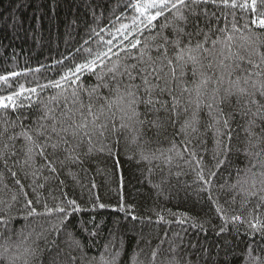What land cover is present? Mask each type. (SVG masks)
I'll use <instances>...</instances> for the list:
<instances>
[{"label":"trees","instance_id":"trees-1","mask_svg":"<svg viewBox=\"0 0 264 264\" xmlns=\"http://www.w3.org/2000/svg\"><path fill=\"white\" fill-rule=\"evenodd\" d=\"M138 2L0 0V77L6 78L0 79V97L20 92L22 87L36 88L35 93L23 91L18 98V103L27 105L30 97L32 108L9 110L8 119L15 121L19 114L27 115L29 119L24 123L31 126L41 114L40 102L64 90L71 92L76 85L69 81L76 79L72 75L76 66L96 59L97 53L112 49L107 57L97 60L96 73H107L117 60L114 53H119L123 61L128 41L118 29L138 17L132 7ZM200 7L207 8L213 30L224 27L225 16L231 22L233 11L240 24L245 22L241 17L246 14L240 9L212 3ZM173 20V13L166 11L154 21L156 28L151 34ZM200 27L207 30L203 16ZM163 34L171 37V27ZM128 35L131 39L132 34ZM149 35L145 29L139 39L143 41ZM109 40L111 45L107 44ZM128 51L136 54V49ZM241 54L246 55L243 50ZM252 59L258 62L259 56ZM244 69H251L246 60L232 79L244 77ZM66 75L69 81L62 79ZM78 75L84 88L98 83L89 71ZM188 79L191 87V72ZM56 81L63 87H53ZM224 86H228L227 81ZM106 91L101 89L102 93ZM160 99L171 100L166 93ZM235 100L233 97L234 106ZM183 103L179 116L164 108L147 111L145 105H140L145 121L142 125L106 134L95 141L88 155L83 154L87 151L83 147L77 163L66 160L67 153L62 150L53 154L51 148L45 159L37 147L25 164L23 137L15 141L0 137V198L7 201L0 203V221H6L0 223V256L6 257L0 264H9L12 257H21L15 264H23L26 248L37 250L34 264H68L69 253L77 257L73 264H259L264 260V233L249 227V222L256 219L264 222V201L240 191L237 184L248 166L243 152L247 144L246 118L237 112L231 121V151L225 152L228 141L222 138L224 144H217V136L207 127V109L200 113L199 132L185 135L181 131L189 115L183 111ZM5 126V117L0 114V129ZM20 131L19 121L15 128L9 127L10 134ZM6 143L15 147L5 149ZM218 159L224 160L219 167ZM50 161L54 162L51 166L55 172L49 171ZM9 169L17 173L15 178ZM201 170L206 178L216 172L210 184L198 178ZM15 179L20 180L27 197L19 192ZM12 194L17 195L15 202L11 201ZM26 199L33 201L36 214H28ZM69 200L75 205L70 206ZM57 207L65 212L56 211ZM233 216L241 220L234 222ZM69 235L78 241L79 249L73 251L64 243Z\"/></svg>","mask_w":264,"mask_h":264},{"label":"snow or ice","instance_id":"snow-or-ice-1","mask_svg":"<svg viewBox=\"0 0 264 264\" xmlns=\"http://www.w3.org/2000/svg\"><path fill=\"white\" fill-rule=\"evenodd\" d=\"M209 3L233 10L240 9L246 14L241 17L245 22L240 24L233 11L231 22H228L225 16L224 27H216L213 30L207 8L200 7ZM132 7L139 14L138 17H133L131 24H121L118 29L123 40L128 41L123 61L119 53H114L117 60L107 68V73H96L97 60L108 56L112 51L109 47L107 51L97 53L96 59L77 65L72 73L76 79L69 81L67 75L62 77L76 87L71 92L62 91L47 102L41 101V114L31 126L24 123L29 119L27 115L19 114L15 121H10L8 114L9 110L18 112L20 108L31 109L34 102L30 97L27 98V105L18 103V98L23 91L35 93L36 88L25 90L22 87L20 92L0 97V114L5 117L7 125L0 129V137L8 141L23 137L26 142L25 164L33 158V151L37 147L40 149L38 154L45 159H48L47 149L51 148L53 154L62 150L67 153L66 160L77 163L83 147L87 148L83 154L88 155L94 150L95 141L106 134H115L134 124L142 125L145 121L141 119L140 105H145L147 111H159L164 108L179 116L183 100V111L189 115L182 124L181 131L185 135L199 132L200 113L207 109L210 120L207 127L214 131L218 145L224 144L222 138L227 139L225 152H230L233 133L231 121L238 112L242 118H246L247 123L244 129L247 133V144L243 152L248 159V166L242 170L243 178L238 179L237 184L240 191L264 201V0H140ZM166 11L173 13V22L163 23L159 32L151 34L152 29L156 28L154 21ZM201 16L204 17L207 30L200 27ZM141 25L143 27H140ZM169 27L173 33L171 37L163 34ZM189 28L191 30H188ZM145 29L150 35L142 41L139 36L144 34ZM129 33L132 34L131 39ZM216 33L221 35L216 36ZM107 44L111 45L112 41H107ZM129 49H136V54H132ZM241 50L246 55L241 54ZM253 56H259V61H254ZM245 60L251 69H244L246 75L236 76L233 80V74L237 68L243 67ZM83 71L96 75L98 83L90 89L79 83L78 74ZM189 72L191 87L188 86ZM226 81L227 87L224 86ZM53 87L63 86L60 81H56ZM101 89H106V93H102ZM165 93L171 98L170 102L160 99ZM233 97L236 98L235 106ZM225 106L228 111H225ZM17 121L20 133L10 134L9 127L15 128ZM257 128H260L259 132L256 131ZM41 138L43 143H39ZM4 147L14 148L15 145L6 143ZM11 155H15V152ZM192 155L195 156V152ZM4 162L7 167L6 158ZM53 163L50 161L48 165L51 172L56 171V168L51 166ZM223 163V159H218L217 167ZM197 164H200L199 160ZM9 171L15 178L17 173L11 169ZM197 175L205 184H210V178L214 177L216 172H210L208 178L202 170ZM15 184L19 186V192L27 197L19 179H15ZM4 188L8 189V185L4 184ZM16 200L17 195L12 194L11 201ZM0 203L7 201L0 198ZM68 204L73 206L75 201L69 200ZM25 206L29 209V215L36 214L32 200L26 199ZM8 207L10 208L11 204H8ZM45 208L47 209V205ZM56 211L65 212V209L57 207ZM220 211L217 207V212ZM231 219L235 222L241 220V217L233 216ZM63 222L61 219L60 223ZM249 227L264 233V222L259 219L249 222ZM64 243L73 251L80 248L78 241L71 235ZM37 255L36 249L26 248L23 264H34L33 258ZM20 258L12 257L9 264H15V260ZM3 259L6 257L0 256V260ZM75 260L77 257L69 253L68 264H73ZM259 264H264V260Z\"/></svg>","mask_w":264,"mask_h":264}]
</instances>
